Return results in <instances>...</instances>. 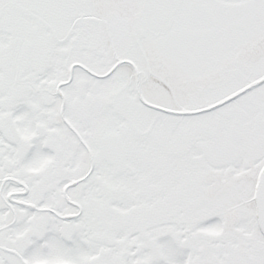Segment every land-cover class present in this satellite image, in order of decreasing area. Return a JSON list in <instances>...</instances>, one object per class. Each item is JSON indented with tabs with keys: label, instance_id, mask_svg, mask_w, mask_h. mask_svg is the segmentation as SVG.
Segmentation results:
<instances>
[{
	"label": "snow or ice",
	"instance_id": "obj_1",
	"mask_svg": "<svg viewBox=\"0 0 264 264\" xmlns=\"http://www.w3.org/2000/svg\"><path fill=\"white\" fill-rule=\"evenodd\" d=\"M0 264H264V0H0Z\"/></svg>",
	"mask_w": 264,
	"mask_h": 264
}]
</instances>
